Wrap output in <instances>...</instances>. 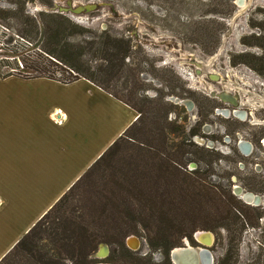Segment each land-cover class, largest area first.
<instances>
[{
  "label": "trees",
  "instance_id": "trees-1",
  "mask_svg": "<svg viewBox=\"0 0 264 264\" xmlns=\"http://www.w3.org/2000/svg\"><path fill=\"white\" fill-rule=\"evenodd\" d=\"M233 1L218 0V5L233 9ZM11 20L17 21L14 30ZM1 25L12 29L0 43V51L5 54L0 58L1 79L46 78L63 84L86 79L134 108L140 116L0 264H94L96 259L91 256L101 244L116 245L128 252L122 257L124 264H153L152 259H130L125 238L135 235L146 239L152 253L164 254V264H169V252L182 245L185 238L195 244L193 234L198 230L213 232L216 245L225 247L217 264H237L244 231L257 226L264 212L258 214L257 220L249 219L242 208L229 202L234 198L231 194L215 190L203 174L188 171L187 165L194 162L190 155L197 148L188 136L171 143L166 129L171 131L172 125L163 121L152 132L159 139L152 144L141 142L134 154H125L124 165H115L122 147L135 142L133 132L143 122L145 111L118 97L101 78L132 80L135 88L131 92L136 91L137 78L144 69L139 64L133 68L126 64L131 40L114 37L108 30L88 36L58 12L41 11L34 17L25 9H0ZM210 34L213 42L208 43L206 52L213 54L218 37L209 28L200 33L203 37ZM247 56L252 61L244 62L264 77V55ZM100 61L105 64L98 65ZM178 129L171 132L180 133ZM192 135L190 132L189 137ZM99 186L103 191H98ZM89 191L97 194L95 200L85 196ZM140 226L148 232V239L139 232Z\"/></svg>",
  "mask_w": 264,
  "mask_h": 264
},
{
  "label": "rangeland",
  "instance_id": "rangeland-1",
  "mask_svg": "<svg viewBox=\"0 0 264 264\" xmlns=\"http://www.w3.org/2000/svg\"><path fill=\"white\" fill-rule=\"evenodd\" d=\"M232 4L233 9H226V6L218 5V0H0V9H25L34 17L41 11L63 12L82 29L80 32L88 36L100 35L108 30L114 37L130 39L132 50L126 64L132 68L139 64L144 69V73L137 78L136 91L131 92L135 88L132 80H128L127 84L125 78L116 77L113 81L101 78L102 83L114 94L145 111L143 122L133 132L135 142H128L122 147L115 165H124L125 154H134L141 142L152 144L155 139H159L152 132L165 121L172 125L171 131H176V128L181 131L176 133L166 129L171 143L182 141L186 135L193 143L197 141L200 144L190 158L198 160L207 183L223 194H231L234 198L229 199V202L242 208L249 219L257 220L258 214L264 212V170L255 168L253 163L259 162L264 166V154L245 157L237 142L228 144L229 139L221 137L231 135L232 139L238 137L237 141L246 139L260 145L259 140L264 138V125L225 120L214 114L215 107L226 106L208 97L212 93L206 90L213 87L216 92H220L225 82H232L234 86H241L247 91L264 90V77L244 62L249 59L252 61L247 55H264V0H246L243 7L238 5L237 0ZM76 9L86 10L76 13ZM10 23L14 30L17 21L11 20ZM207 28L211 32L213 29L214 35L218 37L213 54L206 52L208 43L213 42L211 34L210 37L200 35ZM12 29L0 26V43L11 35ZM4 55L0 51V58ZM100 64L105 62H98ZM213 71L221 75L224 82L212 79ZM173 98L191 100L196 107L190 109ZM206 124L210 125L209 130L202 127ZM197 125H201L199 137H206L210 132L214 134L215 150L207 149L208 146L212 147L210 143L202 147L203 141L189 137L190 130ZM191 168L188 167L189 170ZM98 181L101 186L102 177ZM100 186L98 191L101 192L103 189ZM238 187L260 196L261 205L246 204L240 198V190L236 189ZM89 195L91 200L97 198L94 192L89 191L85 196ZM139 232L148 239V232L141 226ZM130 237L125 238L127 247ZM140 240L142 246L147 248L146 239ZM131 241L130 246L137 249L140 241ZM101 245L92 254L93 259H96L94 256L100 251ZM109 250L110 262L124 264L122 257L128 252L116 245L109 246ZM210 250L217 264L225 253V247L214 245ZM141 251L140 256L130 253V259L148 262L149 258H143ZM105 253L103 251L102 255ZM153 257V264L164 259L162 255ZM237 264H264V214L258 219L257 226L244 231Z\"/></svg>",
  "mask_w": 264,
  "mask_h": 264
},
{
  "label": "crops",
  "instance_id": "crops-1",
  "mask_svg": "<svg viewBox=\"0 0 264 264\" xmlns=\"http://www.w3.org/2000/svg\"><path fill=\"white\" fill-rule=\"evenodd\" d=\"M139 116L86 79L0 78V262Z\"/></svg>",
  "mask_w": 264,
  "mask_h": 264
},
{
  "label": "flooded vegetation",
  "instance_id": "flooded-vegetation-1",
  "mask_svg": "<svg viewBox=\"0 0 264 264\" xmlns=\"http://www.w3.org/2000/svg\"><path fill=\"white\" fill-rule=\"evenodd\" d=\"M244 4H246V1H244ZM213 72L214 73H211V74H214L213 75L214 77H212V79L215 78L217 80L219 79V81L224 82V79L220 77L221 75H219L215 71H213ZM223 85L224 86L222 88V91H220V92L219 91L216 92L213 89V87H211V88L209 87L206 89L208 92L212 93L211 95H208V97H210L213 100H216L221 105L226 106V107H220V106L215 107L213 109L214 114L224 118L225 120L234 119V120H237L241 123H249L250 125H264V116H262V114H264V90H262V89L256 90L255 89L253 91H251V90L247 91V90L241 88V86H239V87L234 86V84L232 82H227V83L225 82ZM212 90H214V91H212ZM173 100L180 101L177 98H173ZM180 102L185 104L186 107H188L190 109H192V108L194 109L196 107L195 103L191 100H185L184 99L183 101L181 100ZM258 116H260V117H258ZM211 124L212 123H210V125ZM210 125L206 124V125H203L202 127L208 128V130H209L211 128ZM190 132L193 133V135L191 137H195L196 140H201L204 142L203 145H201L202 147L210 143L212 145V147L208 146L207 149L209 151L215 150L216 140H215L214 134L212 132L206 134L205 135L206 137H203V136L199 137V136H201V125H197V126L193 127L190 130ZM224 133L225 132H223V134ZM221 138H224V140L229 139L228 144L232 143V141L237 142L239 149L242 151V153H244L245 157H251L253 155L264 154V138H261L259 140L260 145L256 144L255 142H252L250 140H246V139L237 141L238 137H237V139L236 138L232 139L231 135H223V137H221ZM224 142L227 143L226 141H224ZM194 144H196L197 147H198V145H200L197 141H194ZM260 146L263 149L260 148ZM253 165L255 168H260L261 171L264 170V166L259 162L253 163ZM189 166H190V168H191V166H193V168H191L189 170L188 169ZM243 166H244V168H246L245 164H243ZM187 170L190 172H192V171L197 172V174H199V176L201 174H203V175L205 174L204 171L201 170L198 160H194V163L193 162L189 163L187 165ZM203 179H205V178L203 177ZM210 186H212V185L210 184ZM236 189L240 190V198L246 204H248V205H254L255 204L257 206L261 205L262 198L260 196H257L256 194L251 193V192L243 191L239 187ZM244 194H246V195L253 194L254 198L245 197V196H243ZM256 198L258 200H256ZM257 206H255V207H257ZM202 231L205 233L206 232H208V233L207 234H198L199 232H202ZM223 233H224V231H223ZM214 236H215V234L211 231H206V230L196 231L193 234V240H194L195 244L192 243L191 240H189L188 238H185L184 244L181 245V247L174 248L169 252V262H170L169 264H177L176 261L174 260V256L176 254H178L179 252H181L182 249H185V248H194V249H198V250H201V249L208 250L209 253L212 255V259H213L212 264H216L215 256L210 250L211 247L216 245V237H214ZM136 238L140 241V244L138 243L137 249H135V248L133 249V248H130L128 246L127 248H128L130 253H134L136 255H139L140 250L142 249L141 253L143 255V258H149L150 260L152 259V261H153L154 260L153 256H155V258H157V257L162 255L165 260L163 259L161 262H160V260H158L159 262L156 264H164L166 262V257L164 254L152 253L148 247L146 248V247L142 246V242H141L140 238H138V237H136ZM131 243H132V241H131ZM134 243L135 242H133V245H134ZM110 253L111 252H110L109 246H108V256L105 259H98L97 262H103V263H108V264H119L115 261L110 262L108 260L110 257ZM107 261H109V262H107Z\"/></svg>",
  "mask_w": 264,
  "mask_h": 264
},
{
  "label": "water",
  "instance_id": "water-1",
  "mask_svg": "<svg viewBox=\"0 0 264 264\" xmlns=\"http://www.w3.org/2000/svg\"><path fill=\"white\" fill-rule=\"evenodd\" d=\"M237 3H238V5L242 6L243 0H237ZM84 10H86V9H76L75 12L77 13V12H81ZM243 196L254 198L253 194H248V195L244 194ZM256 200H258V199L256 198ZM207 233L208 232L205 233L202 231V232H199L198 234H207ZM132 239L139 242V240L136 237H130L128 239V245L130 248H132V247L130 246L129 242ZM103 251H106V253L104 255H102ZM181 253H185L184 255H186L187 258H186V260L183 259L182 262L179 264H212L213 263L212 255L209 253L208 250H205V249L198 250V249H194V248H185V249H182L181 252H179V254H181ZM107 256H108V245L102 244L100 251L94 257L96 259H105ZM189 259H193L191 263H189ZM95 264H108V263L97 262Z\"/></svg>",
  "mask_w": 264,
  "mask_h": 264
},
{
  "label": "bare ground",
  "instance_id": "bare-ground-1",
  "mask_svg": "<svg viewBox=\"0 0 264 264\" xmlns=\"http://www.w3.org/2000/svg\"><path fill=\"white\" fill-rule=\"evenodd\" d=\"M244 1L246 0H243V3H242V7L244 6ZM201 64V62H198ZM205 241V240H204ZM133 245V244H132ZM185 253H181V254H176L175 257H174V260L176 261L177 264L181 263L183 259L186 260L187 256L184 255ZM104 255V254H103ZM191 257V256H190ZM193 259H189V263L192 262Z\"/></svg>",
  "mask_w": 264,
  "mask_h": 264
}]
</instances>
